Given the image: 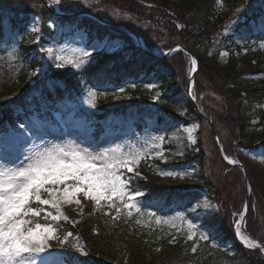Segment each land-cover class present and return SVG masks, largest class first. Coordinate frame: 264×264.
<instances>
[{"label": "rangeland", "instance_id": "374dc122", "mask_svg": "<svg viewBox=\"0 0 264 264\" xmlns=\"http://www.w3.org/2000/svg\"><path fill=\"white\" fill-rule=\"evenodd\" d=\"M38 1L40 0H0V7L12 11L37 9L39 7ZM43 1L48 2L53 7L52 9L62 11L60 5L63 0H60L59 4L55 0ZM73 1H79L84 6L98 8L97 3L100 0ZM134 1L140 2L148 8H154L161 3V0ZM176 1L178 0H171L172 3ZM218 8L220 12H224L223 8H226V6L222 0H218ZM261 10L264 11V4ZM100 12L105 15L113 13L125 22L132 23L134 20L126 11L118 7H111L110 12L112 13L101 7ZM169 13L172 14V11H169ZM244 17L242 15L232 19L235 23L236 21L240 23V26L235 27L234 23L228 24L232 27L226 29L224 35H231L232 40L238 45H243L248 41L255 50H264V14L257 16L255 20H247V23H245ZM40 24L41 19L32 13L31 22L26 30L25 41L28 46L33 48L37 57L41 59L42 65L28 73L27 81L32 83L33 80L40 79L44 74L69 70L74 72L72 74L79 72L83 76L84 87H82L80 98L74 103L75 107L65 118L61 119L59 115H55V119H61V121L46 120L38 112H33L31 115H26L22 119V123L9 126L6 132L0 133V167L26 166L28 163L27 158L33 157L44 150L58 147H63L66 150L77 148V150L87 151L94 156L102 155L105 152L111 155L114 149H119L123 153H131L133 156L139 157V160L132 165L134 172L138 173V175H134L135 177L145 175L159 191H174L177 193L178 199L174 205L165 207L163 198L151 195V202L144 204L142 199L145 196L144 193L133 191L129 185V195L135 197L136 208L128 209L124 207V204H130L132 201L127 199L121 203L117 198L113 207H109V203L104 201L97 206L90 199H85L82 193H78L75 199H79L80 204L74 202L61 203L60 207L63 215L57 221H52L50 217L45 218V212H52L55 215L54 209L50 206H42L33 199L30 206L43 209L38 219L44 220L42 221L43 224H52L56 231L54 238L46 241V251L34 254L29 259L34 260L35 264H65L63 258L67 254L86 256V249L82 241L70 232H63L55 224L66 222L77 225L88 215L95 216L98 221L107 227H113L119 223L127 224L131 228L132 226L137 227L138 236L143 238L148 247L159 244L163 239H168L172 243L181 242L184 244L185 253H187L185 260H188L189 263L199 258H205L204 255L207 253L204 252L203 247L207 243L208 247L231 253L230 245L220 241V225L223 224V221L220 219L222 216L218 214L217 205L207 190L200 189L204 180V169L199 166L196 160L190 159L186 163L181 160L199 138L200 121L191 119L189 115L190 122L184 125L170 118L171 114H177L178 116L188 114L187 87H184V85L187 86L189 80L191 67L189 57L188 64L182 70L183 80H179L182 83V90L168 98L164 96L165 91L158 87L159 81L152 75L140 77L137 79L138 81L130 77L131 79L122 87L121 85L113 87L110 84L102 86L98 81H95L94 84L97 85L93 86V83H85L88 75L83 72V67L88 64L92 56L98 53L114 54L123 50L125 44H123V39L121 40L122 37L118 39V33L110 29L107 35L91 40L85 31L74 27L73 33L66 37L61 45L53 42L46 44L39 39ZM175 25L176 28L180 26L177 21H175ZM48 26L52 28L56 25L51 20L48 22ZM224 26L226 25L224 24ZM254 35L259 36V39L250 40V36ZM18 45L19 42L15 40L4 51H0V70L4 73L0 76V82L12 80L20 73L22 65L18 59ZM49 48L52 49L51 55L42 50ZM170 50L173 53L179 51L177 47ZM83 52L90 53V56L84 57ZM154 52H157V54L163 53L160 50ZM57 56H60L61 59L57 60ZM77 57H79V60L84 61L79 67L76 66ZM66 60H72L74 63L66 64ZM226 60L227 52L222 51L218 56V61L224 64ZM239 71L241 72L239 82L242 85L255 86L264 79L263 70L256 71L247 65H239ZM80 74H75L74 78H78ZM198 82L203 88L207 87L201 73L198 75ZM136 84L141 85V89L138 86L136 87ZM6 87L5 84L1 85L0 92L6 93ZM175 87L176 83L172 85V89ZM120 88H123L124 91L120 92ZM217 89L223 91L222 87H217ZM208 92L207 94L202 90H195L194 87L190 89V94L195 101L198 98L206 105L208 96H213L214 102L217 104V111H224L223 99L217 95L215 96L210 91ZM91 93L96 96L95 106H91L87 102L91 98ZM153 97H159V99L154 100ZM131 102H140L141 105L136 110L132 109V114L129 113L127 117L120 120L115 130L108 129L101 138L94 139L95 115L102 113L104 108L125 107ZM196 104L198 109L203 112L198 102ZM166 107L167 111L164 110ZM263 113L264 104H259L247 111L251 118V127L249 128L251 146L246 142L245 145L237 147L235 157L232 158L244 164L254 190L258 192V197L262 198H264V149L259 145L264 142ZM210 123L212 122L210 121ZM137 126L142 128L141 131L137 130ZM201 127L202 151L206 156L205 162L210 169V173H208L210 180L215 182L219 191H221L224 183H227L229 187L231 183L237 184L230 197H225L221 193L218 194L219 200L224 206L229 204L234 196L236 197L237 206L231 208L230 225L233 228L235 227V221L240 220V213L245 199L244 178L239 172H225V166L220 162L215 152L216 146L207 123L204 121ZM213 130L216 132L214 126ZM189 133H191V137H189ZM155 161H159L165 166L155 165ZM163 171H169L175 173V175L165 176L161 174ZM225 173L228 174V177L224 180L223 175ZM129 174L132 173H125L124 176L128 180V184ZM68 183L72 184L74 182L68 181ZM42 198L50 199L47 193H43ZM262 198H260V201ZM262 202L264 203L263 200ZM117 208L120 209L119 213ZM129 212H131V215L128 214ZM254 215L252 217L256 218ZM64 216H67V220H64ZM188 224L195 225V228L192 229L194 236L191 240L188 239L191 234ZM204 236H207L208 239H202ZM62 240H66V242L61 244L60 241ZM77 246H83V255L77 252ZM193 247L196 249L195 252L192 251Z\"/></svg>", "mask_w": 264, "mask_h": 264}, {"label": "trees", "instance_id": "16d2710c", "mask_svg": "<svg viewBox=\"0 0 264 264\" xmlns=\"http://www.w3.org/2000/svg\"><path fill=\"white\" fill-rule=\"evenodd\" d=\"M40 1H38L37 9L12 11L0 7V50L3 49L2 46H9L17 38H21L18 41L17 50L18 59L22 65L16 78L0 82V86L7 85L6 93L0 92V131L5 130V121H20L28 115L31 112L29 108L32 103L39 106L45 104L67 115L73 109V103L79 96L80 91L76 93L77 91H74L76 89H73L77 84H73L72 78L64 73H57L47 79L46 77L35 79L33 83L27 81L28 73L41 65L33 48L25 43V32L32 13L42 19L41 39L44 42L53 41L61 44L63 39L72 33L74 26L78 29L82 28L91 40L101 38L110 31L109 27L98 24L87 17L53 14ZM222 1L226 6L223 8L224 12H220L218 0H178L173 3L171 0H161V3L154 8H148L134 0H100L97 3L98 8L84 6L79 1L63 0L60 9L65 13L86 11L108 20L121 22L119 24L140 35L146 48L151 52L157 50L165 52L177 45L193 51L198 60V69L194 75V89L202 90L207 94L210 91L215 96L221 97L224 111H217L213 96H208L206 105L198 98L196 100L216 128L224 152L234 157L238 146H243L246 142L251 146L249 141L251 123L247 111L259 104H264V79L255 86L242 85L239 82L241 72L238 70V65L242 63L248 66L255 65V68L264 67V50H253L248 41L243 45H238L232 40L231 35H224V31L232 27L228 25L230 23H234L235 27L240 26V23L232 20L237 16H245V23L251 19L255 20L258 16L257 11L262 9L264 0ZM101 7L108 12L111 11V7L122 8L134 20L132 23L125 22L112 12H110L112 14L105 15L100 12ZM169 11H172V14ZM51 20L55 23V27L48 26ZM175 21L180 25L178 28H176ZM114 31L127 45L125 44V49L116 55L96 54L91 57L88 64L83 67V72L88 75L87 80L90 84L93 83L95 86L97 84L94 82L98 81L102 86L110 84L116 87L123 85L130 77L137 80L140 77L152 75L161 83L165 97H171L182 90V83L179 80H183L182 70L188 64L186 54L177 51L171 56L157 59L134 46L132 40L120 30ZM249 39L258 40L259 36H250ZM222 51L228 53V59L224 64L218 61V56ZM262 70L264 71L263 68ZM200 73L207 83L205 88L198 82ZM2 74L4 73L0 70V76ZM175 83L176 87L172 89ZM217 87H222L223 91ZM187 108L196 116L190 100H187ZM124 114L127 112L114 108L105 109L102 114L97 115L103 121L97 124L95 136L98 138L108 128L115 129L117 122ZM176 118L187 123L186 119ZM215 152L223 164L216 147ZM184 159L196 160L204 169L202 189L210 192L224 207L223 219L226 226L220 228V241L230 244L232 254L218 248L208 247L207 243L203 247L204 252L207 253L204 255L205 258L189 263L185 260L187 253L181 242L169 243L167 239H163L157 244L158 246L148 247L143 238L138 236V229L135 227L136 230H133L124 223L107 227L95 216L88 215L76 228L64 226L65 230L79 234L88 248V257L78 259L83 260L84 264H264V256L259 250L244 248L233 235L229 217L231 208L237 206L236 197L234 196L226 206L219 200V193L230 197L237 184L231 183L229 187L227 183H224L219 191L215 182L211 181L208 176L210 169L205 162L206 156L202 149L198 153H188ZM225 169L228 167L225 166ZM233 171L241 174L237 169H228L227 173ZM227 173L223 175L224 180L228 177ZM129 185L133 191L144 193L145 196L142 197L144 204L151 202V195L163 198L165 207L174 205L178 199L177 193L159 191L152 182L143 178L131 176ZM258 195L251 184L246 228L254 238L264 242V203L262 202L264 198ZM260 198H262L261 201ZM78 259L69 257L66 263L77 264Z\"/></svg>", "mask_w": 264, "mask_h": 264}, {"label": "snow or ice", "instance_id": "6c2138e0", "mask_svg": "<svg viewBox=\"0 0 264 264\" xmlns=\"http://www.w3.org/2000/svg\"><path fill=\"white\" fill-rule=\"evenodd\" d=\"M55 2L59 4L60 0ZM42 50L49 55L52 53L50 48ZM82 55L89 57L90 53L83 52ZM56 59L60 60L61 57L57 56ZM65 63L74 62L66 60ZM82 63L84 61L77 57L76 66L79 67ZM192 63L195 68L196 61L193 60ZM119 91L123 92L124 89L120 88ZM90 97L88 104L95 106V94L91 93ZM153 99L158 100L159 97ZM27 160L26 166L0 167V264H35V261L29 258L34 254L45 252L46 241L54 238L56 229L52 224L42 225L29 219V217H40L43 211L30 206L33 199L40 205L50 206L55 210V215L52 212H45V218L50 217L52 221L59 220L63 215L61 203L80 204V200L75 199L78 193H82L85 199H90L97 206L104 201L109 203V207H113L116 199L119 198L121 203L125 199L132 201L130 204H124L125 208H136L135 197L129 195L128 180L124 176L125 173L138 175L132 167L139 160L138 156L123 153L119 149H114L111 155L105 152L94 156L77 148L66 150L58 147L39 152ZM229 162L235 163V161ZM161 174L175 175L169 171H163ZM68 181L74 183L69 184ZM43 193H47L50 199H43ZM244 207L246 210L247 205L245 204ZM119 211L120 209L117 208L118 213ZM128 214L131 215V212ZM240 215L244 217L245 212L242 211ZM63 218L67 220V216ZM240 223L239 220L235 221V231L244 246L264 253V245L241 235ZM194 228V224H188L191 233L188 236L189 240L194 236L192 232ZM202 239L207 240L208 237L204 236ZM65 242L66 240L60 241L61 244ZM76 250L84 254L83 246H77ZM192 251H196L195 247ZM77 264L84 262L78 259Z\"/></svg>", "mask_w": 264, "mask_h": 264}, {"label": "water", "instance_id": "95a60500", "mask_svg": "<svg viewBox=\"0 0 264 264\" xmlns=\"http://www.w3.org/2000/svg\"><path fill=\"white\" fill-rule=\"evenodd\" d=\"M70 15L89 16V17L93 18L94 20H96V21H98V22H100V23H102V24L109 25V26H112V27H114V28L120 29V30H122L123 32H125V33L128 34V35H131V34H132V35L135 36V38H136V40H137L139 46H140L141 48H144L143 45H142V39L140 38L139 35H137V34H135V33H133V32L128 31V30L125 29L124 27H122V26H120V25H118V24H116V23H114V22H111V21H108V20H106V19L100 18V17H98V16H96V15H94V14H91V13H72V14H70ZM144 49H145V48H144ZM145 50H146V49H145ZM186 52L191 56L192 60H195V61H196V57H195V55H194L193 53H191V52H189V51H186ZM168 54H169V52L166 53V54H163V55H157V54H152V55L155 56V57H159V58H161V57H163V56H167ZM196 64H197V62H196ZM195 67H196V65H195ZM192 79H193V76L190 77L189 81H192ZM208 125H209V128H210L211 134H212L213 138H214L215 141H216V144H217V147H218L219 153H220V155L222 156L224 162H225L228 166H231V167H239V168H241V169L243 170V172H244V181H245L246 188H247V189H246V199H245V204L247 205V209H248V177H247V174H246V172H245V170H244V167H243L241 164H238V163H235V164H234V163H230V162H228V161L224 158L223 153H222L221 144H220V142H219L218 139H217V135H216L215 131L213 130L212 125H211L209 122H208ZM247 209L245 210V208H244L245 216L242 218V222H241V228H242V231H243L244 235H245L246 237L249 238V240H253V241H255L257 244L264 245V243L258 242L257 240H255V239H254V238H253V237H252V236L246 231V228H245V220H246Z\"/></svg>", "mask_w": 264, "mask_h": 264}, {"label": "bare ground", "instance_id": "6f19581e", "mask_svg": "<svg viewBox=\"0 0 264 264\" xmlns=\"http://www.w3.org/2000/svg\"><path fill=\"white\" fill-rule=\"evenodd\" d=\"M75 27V26H74ZM117 53H114V55H116ZM241 231V230H240ZM241 235L243 236V234L241 233Z\"/></svg>", "mask_w": 264, "mask_h": 264}]
</instances>
